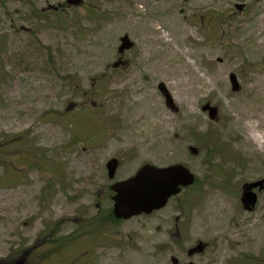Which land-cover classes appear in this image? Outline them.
<instances>
[{
	"label": "rangeland",
	"instance_id": "obj_1",
	"mask_svg": "<svg viewBox=\"0 0 264 264\" xmlns=\"http://www.w3.org/2000/svg\"><path fill=\"white\" fill-rule=\"evenodd\" d=\"M123 38L132 47L119 54ZM260 97L264 0H0V260L53 226L98 239L50 243L39 264H264V192L251 211L240 203L264 179L263 110L252 131L235 124ZM145 164H181L195 184L150 216L77 230Z\"/></svg>",
	"mask_w": 264,
	"mask_h": 264
},
{
	"label": "water",
	"instance_id": "obj_2",
	"mask_svg": "<svg viewBox=\"0 0 264 264\" xmlns=\"http://www.w3.org/2000/svg\"><path fill=\"white\" fill-rule=\"evenodd\" d=\"M121 44L118 48L119 54L132 47L126 38L121 39ZM230 81L232 89L236 90L238 86L233 74L230 75ZM159 90L164 95L166 104L171 105V97L165 87L160 85ZM204 109L209 110L210 117L214 113V109L208 107ZM106 167L108 178L113 179L117 168L116 161H109ZM194 181V175L181 164L162 168L145 164L133 176L110 186V191L113 193L112 213L119 221H127L142 214L150 215L153 211L164 208L172 197L178 195L182 189L192 186ZM255 188L264 189V179L246 187L248 192L245 191L240 199L246 210H251L256 204L257 197L251 192ZM172 262L177 264L176 260Z\"/></svg>",
	"mask_w": 264,
	"mask_h": 264
},
{
	"label": "flooded vegetation",
	"instance_id": "obj_3",
	"mask_svg": "<svg viewBox=\"0 0 264 264\" xmlns=\"http://www.w3.org/2000/svg\"><path fill=\"white\" fill-rule=\"evenodd\" d=\"M70 1L71 0H67V4H69L70 3ZM236 8L238 9V10H241V9H243V7H242V5L241 6H236ZM46 10H41V12L42 13H47V12H45ZM55 13H58V12H55ZM252 183H254V182H252ZM249 184H251V183H246V184H244L243 185V187H242V193H241V197H242V195H243V193L245 192V191H247L248 192V190L246 189V187L249 185ZM110 186V185H109ZM108 193L110 192V187H108ZM251 192L252 193H254L255 195H256V197H257V201H256V204H257V202H258V196H259V194L260 193H262V192H264V189H262V190H260L259 188H255V189H252L251 190ZM112 193L110 192L109 193V195L111 196V198H112V195H111ZM240 197V198H241ZM256 204H255V206H256ZM255 206L254 207H252L251 208V210H253L254 208H255ZM109 210V209H108ZM251 210H249V211H251ZM152 215V214H151ZM145 216V215H144ZM150 216V215H149ZM112 217H113V219H114V221H111V220H109L108 219V217H107V215H100L99 217H98V215H96V217L95 218H91L90 220H79L78 218H74L73 219V222L74 223H76V228H77V230H79V228L81 227V224L82 223H88V224H91V223H95V222H100V220H99V218H102V219H105V223L106 224H108V225H111V226H114V225H118L119 224V222L121 223L122 221H119V220H117L115 217H114V215L112 214ZM176 228H177V226H176ZM177 230V229H176ZM43 233V232H42ZM47 235L46 236H43L42 234H41V237H43L44 239L43 240H37L34 244H33V246L32 247H30V248H27L26 250H25V252H14V254H12L13 256H10L8 259H6V260H0V264H39V261L37 262L36 261V259L34 258V251L35 250H37V249H41V248H45V247H48V245L50 244V243H67L68 244V246L70 247L72 244L71 243H73V239L74 238H76L77 237V239H79V238H81V240H83V239H86V238H88V239H98V233H96V232H94V231H92L91 229H89V230H87V231H85V232H83V233H81V234H78V231L77 232H75V231H73L71 234H67V235H62V236H60V232H59V230L57 229V228H55V227H51V226H49V227H47ZM76 233V234H75ZM88 233L89 234H91L93 237H90L89 235H88ZM44 234V233H43ZM63 237H67V238H69V240H59L60 238H63ZM81 240H78V241H81ZM75 244V243H74ZM97 247H98V245H97ZM201 248H203V246H201V245H197L195 248H193V249H191V251H190V253L191 254H195L196 253V251L197 252H199L200 250H201ZM97 249V248H96ZM95 249V250H96ZM16 254H18V255H21V257H16L15 255ZM50 254H48L47 255V253H45L40 259H45V258H47L48 256H49ZM16 258V259H15ZM39 259V260H40ZM174 259H172L171 260V264H173V261ZM77 261V260H76ZM74 262H75V260H73L72 262H70V264L71 263H73L74 264ZM189 263H191V264H194L193 262H189ZM178 264V263H177Z\"/></svg>",
	"mask_w": 264,
	"mask_h": 264
},
{
	"label": "bare ground",
	"instance_id": "obj_4",
	"mask_svg": "<svg viewBox=\"0 0 264 264\" xmlns=\"http://www.w3.org/2000/svg\"><path fill=\"white\" fill-rule=\"evenodd\" d=\"M157 6H158V8H160V5L159 4H157ZM171 21L172 20H162V23L164 25L167 24V23H168V25L169 24H174V22H171ZM147 24L148 25L146 26V32L148 33L149 36H152V38H151L152 42L153 41H160V40H162V37L160 36V29L153 28L151 26V25H153L152 22H148ZM176 26L177 27L179 26L178 20H177V25H174V28ZM181 30H178L177 31V35L180 33ZM169 43H171V42H169ZM182 54L185 55L184 52ZM190 80L191 81H197V78H196V76L194 74H191V79ZM190 80H188V82ZM179 83L182 84L183 81L180 80ZM244 100H247V99H244ZM258 100H262V101H260V104L261 105L259 107H256L255 108V105H252L251 107H248L247 105L241 106L243 109L240 110L239 113H238V115H237L236 123H235L237 126L243 128L244 130H249V131L251 130L252 131L253 128H254V126H251L250 125V120H252L253 118L250 117V116H251V114H253V112L256 111V109H262L263 110L262 111V114H263L262 117H259L257 119V121H258V125L259 126H264V98H262V97L257 98L256 101H258ZM224 224H225V215H223L221 213L219 214L218 219H213L212 220V225L215 228H221V227L224 226Z\"/></svg>",
	"mask_w": 264,
	"mask_h": 264
},
{
	"label": "trees",
	"instance_id": "obj_5",
	"mask_svg": "<svg viewBox=\"0 0 264 264\" xmlns=\"http://www.w3.org/2000/svg\"><path fill=\"white\" fill-rule=\"evenodd\" d=\"M4 155H5L4 150L0 148V162L2 165H3L4 160H5ZM105 215H107L109 220L114 221L110 210L106 211ZM59 240H69V238L63 237V238H60Z\"/></svg>",
	"mask_w": 264,
	"mask_h": 264
}]
</instances>
